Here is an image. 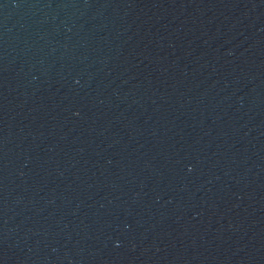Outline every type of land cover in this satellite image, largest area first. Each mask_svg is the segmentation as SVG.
Segmentation results:
<instances>
[{"label":"water","instance_id":"1","mask_svg":"<svg viewBox=\"0 0 264 264\" xmlns=\"http://www.w3.org/2000/svg\"><path fill=\"white\" fill-rule=\"evenodd\" d=\"M264 119V0H0V264H183Z\"/></svg>","mask_w":264,"mask_h":264}]
</instances>
